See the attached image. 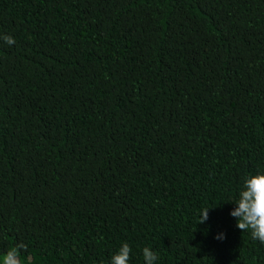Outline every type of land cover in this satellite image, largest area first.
Segmentation results:
<instances>
[{
	"label": "trees",
	"instance_id": "trees-1",
	"mask_svg": "<svg viewBox=\"0 0 264 264\" xmlns=\"http://www.w3.org/2000/svg\"><path fill=\"white\" fill-rule=\"evenodd\" d=\"M256 173L264 0H0V257L264 264L228 215Z\"/></svg>",
	"mask_w": 264,
	"mask_h": 264
},
{
	"label": "clouds",
	"instance_id": "clouds-1",
	"mask_svg": "<svg viewBox=\"0 0 264 264\" xmlns=\"http://www.w3.org/2000/svg\"><path fill=\"white\" fill-rule=\"evenodd\" d=\"M8 44L15 41L10 37L4 38ZM231 205L228 215L235 222L237 230L249 233L254 241L264 244V173L249 175L237 190L236 196ZM213 208L201 209L200 219L202 223L208 220V213ZM219 242L227 239L225 232H218L213 237ZM21 247H24L23 245ZM144 264H156L158 259L150 247L142 250ZM132 248L127 242L121 243L118 251L109 259V264H130ZM0 264H27V260H21L17 249H11L6 255L0 257Z\"/></svg>",
	"mask_w": 264,
	"mask_h": 264
}]
</instances>
